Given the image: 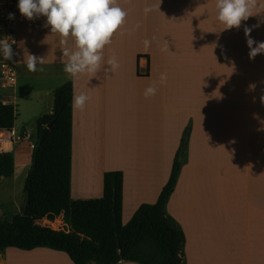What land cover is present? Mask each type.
<instances>
[{"label":"crops","instance_id":"obj_1","mask_svg":"<svg viewBox=\"0 0 264 264\" xmlns=\"http://www.w3.org/2000/svg\"><path fill=\"white\" fill-rule=\"evenodd\" d=\"M118 3L128 15L102 50L101 68L95 76L74 79L63 71L68 57L60 37L44 27L46 17L29 21L18 9L16 81L0 88L2 102L17 109L14 128L0 130V138L11 143L0 152L13 153L15 172L0 178V193L19 200L32 163L28 154L32 159L35 143L29 152L27 145L35 137L19 110L21 100L28 98L36 107L30 118L37 136V120L53 112L55 89L72 82L74 95L89 96L83 111L73 110L74 200L102 198L105 173L121 170L127 224L142 204L157 202L191 123L183 168L167 204L185 234L184 264H264V54L250 60L244 34L246 26L259 24L251 37L264 42V9L239 29L223 30L215 0ZM146 6L154 9L147 15ZM136 24L140 27L133 31ZM145 39L151 41L147 49ZM164 41L168 51L161 50ZM66 47L75 50L73 38ZM112 54L120 67L106 74ZM28 55L44 58L37 65L43 71L27 70ZM161 73H167L166 84L159 83ZM154 83L156 94L145 98V89ZM97 152L99 168L85 181L84 172ZM244 252L251 261L242 257ZM1 257L0 264H74L65 252L50 248L10 247Z\"/></svg>","mask_w":264,"mask_h":264},{"label":"trees","instance_id":"obj_2","mask_svg":"<svg viewBox=\"0 0 264 264\" xmlns=\"http://www.w3.org/2000/svg\"><path fill=\"white\" fill-rule=\"evenodd\" d=\"M74 86L67 82L54 91L53 112L37 120V140L32 163L23 184L26 212L12 220L0 218V252L15 247L26 251L50 248L65 252L74 264H184L185 234L168 213L190 140L183 135L168 183L156 203H144L132 219L123 223L124 173L109 171L100 199L72 198V143ZM17 109L0 99V130L11 131ZM55 123L49 127L52 121ZM15 172L12 152H0V178ZM60 218L55 229L40 221Z\"/></svg>","mask_w":264,"mask_h":264},{"label":"clouds","instance_id":"obj_3","mask_svg":"<svg viewBox=\"0 0 264 264\" xmlns=\"http://www.w3.org/2000/svg\"><path fill=\"white\" fill-rule=\"evenodd\" d=\"M20 14L27 20L32 21L43 16L46 17L44 27L50 28L51 33L60 37V46L63 56L68 57L64 63L63 71L70 79L80 75L95 76L104 62L103 49L112 43L114 34L125 24L128 11L120 6L118 0H18L17 5ZM216 19L225 27L223 30L232 28L239 29L243 21L259 14V9H264V3L259 0H215ZM153 6H146L144 13L152 12ZM15 18L9 13L8 19ZM139 24L132 29L138 30ZM259 24L244 28V34L249 48V59L254 60L259 54H264V42H257L251 37L253 28ZM75 41V50L70 51L66 45L68 38ZM154 39V38H153ZM15 40L11 37L0 39V53L3 60L13 61L16 53L12 45ZM145 49L151 46V41L145 39ZM162 51L169 50V44L164 41ZM14 62V61H13ZM27 70L30 72L43 71L37 65L44 63V58L28 55L25 61ZM108 67L105 73H114L119 67V61L115 54L108 57ZM167 73H161L160 84H166ZM155 83L145 89L144 96L149 98L156 94ZM264 103V96L261 98ZM89 96L83 92L72 98V109L83 111Z\"/></svg>","mask_w":264,"mask_h":264},{"label":"rangeland","instance_id":"obj_4","mask_svg":"<svg viewBox=\"0 0 264 264\" xmlns=\"http://www.w3.org/2000/svg\"><path fill=\"white\" fill-rule=\"evenodd\" d=\"M18 39H19V33H18ZM19 110L23 113V116H25V119H27V121H28L27 129L29 130L30 135L35 137V138L31 139V142L28 143V145H27V150L29 152L31 150L30 149V145H33L35 143V141L37 140L36 139L37 136H36L35 123L30 118L32 114H37L36 107L34 106V103H31V100H29L28 98L24 97V100H21V102H20V109ZM188 127H190V129H191V123H189L187 125V127L185 128V130H184V132L182 134V138H183V135L186 132V130L189 129ZM190 136H191V131H190ZM182 138H181V141H182ZM181 141H180V146H181ZM179 149H180V147H179ZM3 151H4V149H3ZM28 157H29L28 161L31 162L32 159H31L30 152L28 154ZM180 158H179V160H180ZM222 184H223V182L219 183V190H220V187H221ZM0 202L2 204V207H0V209H1L0 210L1 211L0 212V218H2V219H6V220L12 219V217L14 215H16L18 213H24L26 211V201H25L24 195L19 197V200H14V199H12L10 197H7V195H4V194L0 193ZM16 202H17V204L12 206V203H16ZM40 223L48 224V225L52 226L55 229H61V228L64 227L63 221L60 218L56 219L55 221H49V220L40 221ZM258 249L259 248H256V250H258ZM242 257L245 260L248 259V260L251 261V257H250V253L249 252H244L242 254ZM260 259H263L262 255H260Z\"/></svg>","mask_w":264,"mask_h":264},{"label":"built area","instance_id":"obj_5","mask_svg":"<svg viewBox=\"0 0 264 264\" xmlns=\"http://www.w3.org/2000/svg\"><path fill=\"white\" fill-rule=\"evenodd\" d=\"M18 0H0V39L11 37L15 40L12 45L13 51L18 44ZM9 13H13L15 18L8 19ZM14 61V62H13ZM13 61L3 60L0 53V88L12 87L16 81V58ZM3 140V138H0ZM3 149H0L2 151Z\"/></svg>","mask_w":264,"mask_h":264},{"label":"bare ground","instance_id":"obj_6","mask_svg":"<svg viewBox=\"0 0 264 264\" xmlns=\"http://www.w3.org/2000/svg\"><path fill=\"white\" fill-rule=\"evenodd\" d=\"M11 143L8 139H0V149H8L10 147ZM100 164V157L99 152L95 153L92 159L89 161V169L84 172V180L89 181L90 175L93 174L96 170H98ZM2 183L0 182V185ZM4 257L0 258V261H3Z\"/></svg>","mask_w":264,"mask_h":264},{"label":"water","instance_id":"obj_7","mask_svg":"<svg viewBox=\"0 0 264 264\" xmlns=\"http://www.w3.org/2000/svg\"><path fill=\"white\" fill-rule=\"evenodd\" d=\"M55 123V120L52 121V123L49 125L51 127ZM180 161L182 162V157L180 158Z\"/></svg>","mask_w":264,"mask_h":264}]
</instances>
